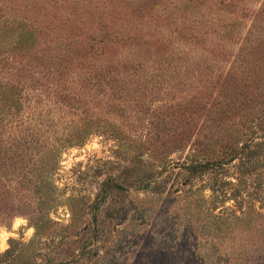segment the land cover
<instances>
[{
	"label": "rangeland",
	"instance_id": "obj_1",
	"mask_svg": "<svg viewBox=\"0 0 264 264\" xmlns=\"http://www.w3.org/2000/svg\"><path fill=\"white\" fill-rule=\"evenodd\" d=\"M62 20L61 44L40 50L63 51L55 78L27 72L10 35L54 36ZM0 51L8 78L23 69L47 96L84 103L49 119V103L28 105L26 86L0 125L2 150L9 141L13 153L23 130L46 144L92 133L61 150L43 221L37 195L0 194V264H264V0H0ZM223 101L228 125L210 139L208 111ZM152 140L155 170L136 162ZM230 142L242 154L219 170L185 168ZM147 172L157 184L144 186Z\"/></svg>",
	"mask_w": 264,
	"mask_h": 264
},
{
	"label": "trees",
	"instance_id": "obj_2",
	"mask_svg": "<svg viewBox=\"0 0 264 264\" xmlns=\"http://www.w3.org/2000/svg\"><path fill=\"white\" fill-rule=\"evenodd\" d=\"M63 24H66V20H62L59 22V26H58L59 32L54 36L51 33L45 32L44 30L43 31L39 30L38 34L35 37H33L32 42H29L28 38H26L25 36H22V34H20L19 32L18 33L15 32L10 35V37L12 38L11 42L13 43L15 47L14 49L22 50L25 52L24 64L29 66V69L26 68L27 72L31 70L37 71L40 69V71H42L44 76L46 75L47 78H55V65H57L59 57L60 58L63 57L64 53L62 50H60L59 57H58L56 54L53 56L51 54L45 53V50L46 52H48L51 46L54 47V46H58L59 44H61L62 39H61L60 32L62 30V27L64 28ZM43 47L45 48V50L40 51L41 48ZM65 51L68 53L67 50ZM37 52H41V53L38 54ZM0 55H2L1 51H0ZM7 57L8 56H6V58ZM2 60L4 61L5 59L3 56H0V63L2 62ZM19 66H23V60L20 62ZM19 66L17 68H19ZM21 70L23 69H18V72H16L15 69L11 70L12 76L13 74H15V81L11 82L12 76H10L11 78H8V76H6L7 74H4L2 70L0 69V125L2 121L4 120L6 113L10 111L11 108L15 109V106L20 107V102H18V99L16 98V96L17 95L19 96V94H21L22 91H26V88H27L26 86H28L29 92L27 93L25 92L24 94H26L25 99L26 101H28V105L32 103L31 104L32 108L34 107L36 108L39 103L41 104L43 102L46 104L49 103L48 105L51 106V108H49L48 111L46 112L49 119L53 118L54 116L53 114L50 115L51 110H53L54 112H57L56 110L60 108L59 110H61L63 114H66L67 111L65 110H67V108L79 109V107L84 106V103H82V100L79 101V95L74 96L73 98H69V100L63 98L61 94H58L55 92L53 95L54 98L52 95H49V94H48L49 96H47V94H44L46 91V88H43V86L39 85V80H37L38 81L37 82L38 85H37V83H35L31 78H26V76L19 75L21 74ZM97 73H95L94 75L95 76L94 81L88 80L89 82L92 83L90 84V86L94 87V91L96 90L99 91V89L97 88V85H100L98 83L102 82L99 76H97L98 75ZM102 75L103 76L107 75L110 78L113 77V74L109 72L104 73ZM88 76L89 78H91V73ZM114 78H117V77H114ZM20 84H21V87H20ZM39 89L43 92H40ZM32 98L37 101L32 100ZM81 103L82 105H80ZM218 104H219L218 106L219 108L215 107L213 103L212 107L208 111V113H210V115H208L207 117V119H210V139L213 136V134L217 133L218 130H221V128H224V126L228 125V121H229L228 115H230V112H232L231 110H226L224 112L225 107H227V104L224 101L222 104L221 102ZM7 105H8V110L6 111L5 107ZM184 111L187 113L186 109H184ZM82 112L87 113L88 109H83ZM12 115L13 114H11V116ZM11 116L10 118L15 117V116L14 117L13 116L11 117ZM190 116H191L190 114H185V116H183L186 123H187V119ZM45 117L46 116L44 115V118ZM44 118H41V119H44ZM16 119H17L15 120L16 124L18 126H21L23 123L29 120V116L25 118V121H22L21 118L20 119L16 118ZM82 120L85 121V116ZM47 121L48 119L46 118L45 122ZM172 121L176 123L174 119H172ZM29 124L34 126V123L31 121L29 122ZM1 129L2 128H0V130ZM37 130H41V129H37ZM20 132L21 133L20 134L18 133L16 137L12 136L13 140L15 141L14 145L12 146H16L17 149L15 148L14 152L11 153L10 155L7 154L11 150V144H9V141L6 142V145H7L6 150H2L3 147H1L2 145L0 141V194H8V193L12 194L13 192L18 193L20 190H22V188H24L26 192H32L34 195H37L38 196L37 197L38 199L37 213L38 214H36L34 218H36L39 221L41 220L43 221L44 215H43L41 205L44 206L46 205V203H48L46 199L47 198L46 195L50 191H53L54 183L51 180V175L56 170L59 164V159H60L59 157H60L61 150L65 148L64 145H66L67 147L70 144H73L74 142L75 143L83 142L86 139V137L91 135L92 133L91 132L89 133H86V132L85 133L84 132H80V133L70 132L69 133L67 132L65 133V136L63 139L60 138L62 134L60 136L56 135L55 138L53 137V141L49 142V144H46L45 142L41 143L42 139H38L37 134L33 130L29 129V130H23ZM171 132H174L171 134L172 139L176 140V135L178 136V134L175 131H171ZM157 135H158L157 136V139H158V137L161 135L160 134H157ZM206 135H203L204 140L200 141L201 146L205 142L208 141L207 140L208 138ZM1 137L2 136H0V138ZM47 138H51V137H47ZM46 140L50 141L52 139H46ZM248 141L250 142L251 140L249 139ZM209 143L210 142L205 144V146L207 145L209 146ZM156 145L158 144H156L155 141L152 140L151 144H148L147 146L148 148H145V150L148 152L143 151L142 153L137 154L136 162L137 161L142 162V163L148 162V164H150L149 166H151V168L155 170L156 167H154L155 165L153 164V162L159 161L157 159L158 158L160 159V156H162V152L160 153V149H158ZM205 146L203 147V149L205 148ZM245 146L248 147L249 144L246 143ZM207 148H210V153L207 154V155H210V157L207 156L208 158L206 157L205 160H198V159L192 160L193 162L185 166V168L189 169L193 173H195L197 169L202 170V172L208 171L209 168L210 170H213L215 168L219 170L220 168L223 167L224 164H227L233 161L238 156V154H242V152L240 151L239 153L237 152L236 145H234L231 142L226 144L225 146H220L219 148H216V147L213 148L212 146L207 147ZM34 151H38L37 153L39 154L35 153ZM170 151H172V149L171 150L168 149L167 154ZM19 152L23 153L28 158L26 159L24 157H20ZM217 152L220 154H217ZM233 152H235V154ZM223 154H226V155L232 154V157L228 161H224L225 163L220 162L217 159L219 155H223ZM34 155L39 156V158L37 159L38 161L34 160ZM1 158H4V159H1ZM241 158L243 159V155L239 156V159ZM148 160L152 162H149ZM150 175L151 173H148V172L147 174L145 173L143 175V178L145 181L144 182L145 187H149L153 182L154 184H157L155 175H153V177ZM134 176L137 177L136 174ZM119 188H121V186H119ZM0 213H1V208H0ZM37 225L38 224L36 222L34 224V226L36 227V230L38 228ZM62 242H64V240L58 241L54 245L56 247H61ZM78 255H81V252ZM46 263L54 264L52 262H46Z\"/></svg>",
	"mask_w": 264,
	"mask_h": 264
},
{
	"label": "bare ground",
	"instance_id": "obj_3",
	"mask_svg": "<svg viewBox=\"0 0 264 264\" xmlns=\"http://www.w3.org/2000/svg\"><path fill=\"white\" fill-rule=\"evenodd\" d=\"M1 242L3 243L4 242V238H0Z\"/></svg>",
	"mask_w": 264,
	"mask_h": 264
}]
</instances>
